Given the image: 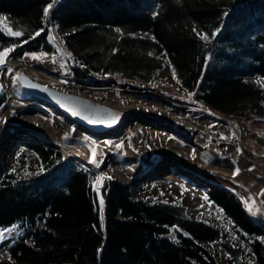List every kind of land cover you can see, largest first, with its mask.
Returning a JSON list of instances; mask_svg holds the SVG:
<instances>
[{
	"label": "trees",
	"instance_id": "trees-1",
	"mask_svg": "<svg viewBox=\"0 0 264 264\" xmlns=\"http://www.w3.org/2000/svg\"><path fill=\"white\" fill-rule=\"evenodd\" d=\"M52 2L0 0V52L49 53L53 26L78 78L151 83L168 64L194 100L264 122V0H57L45 17ZM7 98L0 85V107ZM16 114L45 113L28 106ZM14 143L40 168L0 159V230H18L0 264H264V226L234 191L206 190L228 231L182 202L151 199L135 181L112 182L98 198L89 171L60 149Z\"/></svg>",
	"mask_w": 264,
	"mask_h": 264
},
{
	"label": "rangeland",
	"instance_id": "rangeland-1",
	"mask_svg": "<svg viewBox=\"0 0 264 264\" xmlns=\"http://www.w3.org/2000/svg\"><path fill=\"white\" fill-rule=\"evenodd\" d=\"M48 41L53 51L49 53L28 52L21 57L8 56L4 64L0 65V85L8 94L6 102L0 107V122L8 130L24 126L20 121L23 118L39 119L38 124L35 125L40 128L36 132L43 129L44 138L50 142L51 147L60 149L66 157L73 159L76 163L78 161L75 159L74 153L80 157L81 166L85 167L92 176V187L98 198L101 189L109 186L112 182L130 183L135 181L136 185L145 189L151 199L182 202L187 206L192 216L210 222L213 220L229 231L232 229V225L207 197L206 190L212 185H217L238 193L249 214L264 226V122L261 119L226 114L194 100L191 95L178 86L168 64L151 83H138L110 74L78 78L72 69L74 60L53 26L50 27ZM34 57H40V59ZM12 62L22 63V65L14 67L13 64L8 67ZM6 67L9 70H6ZM18 70H23L33 78L60 89L84 94L109 104H118L119 102L113 101L94 88L70 84L67 81L68 78L78 82H102L106 78L117 79L122 81L123 85H129L133 89L148 86L151 94L130 92L127 94V101H130L131 104L135 103L137 99L142 104L149 101L165 103L172 111L186 113L194 122L209 129L221 126V131L226 132L225 129L228 128V125L219 120L215 115L217 113L233 116L239 119L241 124L238 127H231L232 132H230L234 139L227 146L229 149L226 152L222 150V147L216 149L196 144L186 133L175 129L163 120L150 122L143 134L133 120L124 127H120L124 130V135L113 134L115 129L103 137H96L84 130H79L81 135L76 136L68 130V128H73L72 125L76 126L74 122L68 120L54 108L30 100L23 88L12 79H7L11 87L9 92L4 85V80H6L3 78L4 72H9L10 77H16ZM28 106L36 107L45 114L33 116L16 114L17 111ZM33 132L32 130L31 133ZM34 137L36 138L35 134ZM16 139L33 140V137L30 135L13 137L4 151L0 153V159H5L8 168H25L26 171L38 170L40 163L35 153L24 147H15ZM147 140L151 141L152 148L158 150L147 149ZM162 146H168L172 151H175L172 154L176 161L172 162L166 159V156L159 151ZM237 151L238 153H236ZM184 152L193 153L190 163L183 162ZM237 154L239 155L237 156ZM21 155L22 159H20ZM99 160L103 161L102 165H105L106 170L119 171L118 178L102 169L99 177L92 173L89 164L97 163ZM190 164L192 171L186 169L185 166ZM253 167H259V169ZM101 177L103 179H100ZM249 205L251 211H249ZM9 229L11 231H8ZM17 235L16 226L0 230V257L5 255L9 242ZM237 264H244V262L240 260Z\"/></svg>",
	"mask_w": 264,
	"mask_h": 264
},
{
	"label": "bare ground",
	"instance_id": "bare-ground-1",
	"mask_svg": "<svg viewBox=\"0 0 264 264\" xmlns=\"http://www.w3.org/2000/svg\"><path fill=\"white\" fill-rule=\"evenodd\" d=\"M13 64L16 66H21L22 63H15L12 62L10 66H13ZM24 64V63H23ZM6 67V70H9V68ZM4 85L8 88L9 92L11 91L10 84L7 79H12L13 82H18L17 77H10L9 72H4ZM68 83L70 84H77L80 85V87L85 88H94L96 90H99L102 94L105 96H108L113 101L119 102L118 104L111 103L112 106L119 108L120 110L124 111L129 115L130 121H135L136 127L139 129L141 134H143L150 122H155L157 120H163L164 122H168L172 127L175 129L186 133L189 138L193 142H195L198 145H201L203 147H213L216 149H221L226 152L229 148L227 147L230 142H233V137L231 135L232 128L231 127H238L241 124V121L239 119H236L233 116H226L222 114H214L218 116L219 120L224 123L225 125H228V128L225 129L226 132L221 131L222 127H211L210 129L208 127H204L203 125H200L192 120L191 117H189L186 113L183 112H175L172 111L171 108L166 106L165 103H153V102H147L146 104H142L137 101L133 104L129 103L127 101V94L130 92H138V93H148L151 94L150 89L148 86L140 88V89H133L129 85H123L122 81L117 79H109L106 78L102 82H78L75 79L68 78ZM20 85V84H19ZM13 93V92H12ZM152 100V99H151ZM104 103V102H103ZM106 104H109L108 102ZM110 104V105H111ZM21 123L24 125L22 127L18 128H10L9 130L7 127L0 122V153H2L6 147V145L12 140L13 137L20 136V135H30L34 137V134L36 135V138L44 139V132L43 129L38 130V133L36 132L39 128L35 125L38 124L39 119L37 118H23L20 120ZM73 128H68V130L73 133L76 136H80V131L82 128L78 127L77 125H72ZM124 127V126H123ZM227 127V126H226ZM146 128V129H145ZM7 129V131H5ZM34 131L31 133V131ZM85 131V130H84ZM231 131V132H230ZM91 134V133H90ZM113 134L118 135H124V130L122 128H118L114 131ZM153 137V136H152ZM48 142V140H46ZM151 141L147 140V149L153 150ZM172 148V147H171ZM158 150V149H154ZM161 151L165 156L166 159H169L170 161L174 162L176 159L173 157L175 151H172L168 146H162ZM180 152V151H179ZM70 153V152H69ZM185 153V152H184ZM238 153V151L236 152ZM239 154H237L238 156ZM243 155V154H242ZM185 159L183 162L190 163V159L193 156L192 152L185 153ZM231 156V155H229ZM75 159L82 164V160L78 155L74 153ZM103 161L99 160L97 163L89 164V168L91 169L92 173H95L97 177L100 176L102 170L107 172L110 175H114L118 178V172L117 170L111 171L106 170L105 165H102ZM186 169L191 170V164L185 165ZM259 169V167H253ZM102 169V170H101ZM192 171V170H191ZM117 174V175H115ZM264 178V177H263Z\"/></svg>",
	"mask_w": 264,
	"mask_h": 264
},
{
	"label": "water",
	"instance_id": "water-1",
	"mask_svg": "<svg viewBox=\"0 0 264 264\" xmlns=\"http://www.w3.org/2000/svg\"><path fill=\"white\" fill-rule=\"evenodd\" d=\"M16 77L30 100L54 108L78 127L96 137H103L130 122L127 113L110 104L39 81L23 70H18ZM113 115L117 118L114 119ZM33 140L51 146L50 142L44 139L33 137Z\"/></svg>",
	"mask_w": 264,
	"mask_h": 264
},
{
	"label": "snow or ice",
	"instance_id": "snow-or-ice-1",
	"mask_svg": "<svg viewBox=\"0 0 264 264\" xmlns=\"http://www.w3.org/2000/svg\"><path fill=\"white\" fill-rule=\"evenodd\" d=\"M56 2H57V0H53L52 3H49V4L47 5V7H45V9H44V16H45V17L48 16V14H49V10L53 7V4L56 3ZM117 31H119V29H117ZM11 34H12V35H15V36H20V35H22L21 32H12ZM39 34H40L39 32L36 33V35H39ZM201 39L207 40L208 37L202 35V36H201ZM11 51H12V49H5L3 52H0V65L4 64L7 54H8L9 52H11ZM34 58H35V59H40V57H34ZM173 76L175 77V70H174V69H173ZM258 83H260V82L258 81ZM113 118L115 119V118H117V117H115V115H113ZM100 179H103V177H101ZM165 203H167V202H165ZM100 204L103 205V200H102V199H101V201H100ZM249 211H251V206H250V205H249ZM8 231H11V229H9Z\"/></svg>",
	"mask_w": 264,
	"mask_h": 264
}]
</instances>
